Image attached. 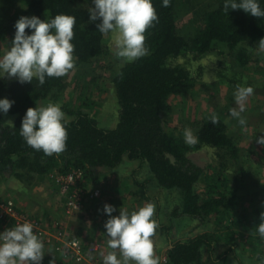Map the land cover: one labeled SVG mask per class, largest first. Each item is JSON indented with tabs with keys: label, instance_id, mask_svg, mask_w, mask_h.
Instances as JSON below:
<instances>
[{
	"label": "trees",
	"instance_id": "obj_1",
	"mask_svg": "<svg viewBox=\"0 0 264 264\" xmlns=\"http://www.w3.org/2000/svg\"><path fill=\"white\" fill-rule=\"evenodd\" d=\"M21 3L24 4L22 11L1 16L0 38L11 42L14 24L22 16L48 21L63 14L75 17L76 21L72 40L73 70L100 62L107 55L105 38L96 28L99 21L89 20L92 0H25ZM259 3L264 9V0ZM152 4L158 20L145 32L149 54L120 65L110 74L119 107L118 123L113 129L101 128L96 118L84 110L86 103L82 101L76 109L66 110L70 119L64 121L68 136L65 150L52 156L35 151L19 134L22 118L28 108H35L45 100H58L67 89L73 70L60 78H46L43 85L35 79L32 83L20 84L15 79L0 77V99L14 101L6 114L14 118L11 125L5 122V115L0 114V179L13 178L25 187H32L44 181L52 171L67 173L76 169L84 173L88 184L96 185L123 160L137 161L146 165L158 187L175 190L179 196L180 206L172 210L171 218H190L212 228L209 231L206 227L201 234L173 242L168 238L171 226L158 224V214L154 213L153 219L158 225L155 236L165 233L167 237L166 264H228L226 256L231 247L233 250L238 240H242V244L248 242L253 238L251 234L257 232L256 225L264 208L260 203L264 202V184H257L258 179L249 175L264 168V157L252 161L251 149L239 145L220 115L190 124L198 138L195 145L184 142L185 127H168L166 115L170 110L169 99L185 97L197 81L176 61L185 58L197 61L222 44L246 70L252 62L246 48L259 44L264 38V17H252L242 10L225 11L224 0L193 5L190 0H169L167 7L163 0H152ZM188 4L193 17L183 29L178 21L180 12ZM28 31L26 29V33ZM256 72H264V61L256 65ZM204 148L213 152L205 169L190 158L192 153ZM231 169L238 174L233 180V189L244 186L247 194L233 191ZM148 180L132 191L134 205L152 202L145 187ZM244 200L250 201L251 206L243 205ZM215 243L225 244L229 250L214 258ZM204 253L205 262L202 261ZM261 260L259 255L258 261ZM57 262L66 264L59 257Z\"/></svg>",
	"mask_w": 264,
	"mask_h": 264
},
{
	"label": "clouds",
	"instance_id": "obj_2",
	"mask_svg": "<svg viewBox=\"0 0 264 264\" xmlns=\"http://www.w3.org/2000/svg\"><path fill=\"white\" fill-rule=\"evenodd\" d=\"M163 4L167 7L169 0H163ZM92 5L89 20L99 21L96 28L102 36L110 35L112 53L121 66L149 54L145 32L158 20L152 0H92ZM229 9L264 17L259 0H224V10ZM75 22V17L63 14L48 21L35 16L20 17L14 24L11 45L0 56V77L15 79L20 84L35 79L43 85L46 78L68 74L74 68ZM257 48L264 51V38ZM253 91L251 86H237L234 98L239 110H231L232 117L240 118ZM13 104L7 98L0 99V114L6 115ZM64 121L65 113L59 104L36 105L26 110L19 134L35 151L46 156L60 154L68 138ZM239 123L244 125L245 121L241 118ZM183 138L188 145L198 142L190 128L184 130ZM257 143L264 144V137ZM103 211L109 216L104 228L108 247L113 250L103 256V264H159V257L154 254L153 237L158 227L153 219L155 204L146 203L131 214L119 210L118 216L112 215L116 209L111 205L106 204ZM259 220L256 230L264 238V212ZM43 257L44 243L34 232L32 223L24 222L0 232V264H41Z\"/></svg>",
	"mask_w": 264,
	"mask_h": 264
},
{
	"label": "rangeland",
	"instance_id": "obj_3",
	"mask_svg": "<svg viewBox=\"0 0 264 264\" xmlns=\"http://www.w3.org/2000/svg\"><path fill=\"white\" fill-rule=\"evenodd\" d=\"M22 1L25 0H0V20L1 16H4L6 13L22 11L24 9ZM205 1L209 2L212 0H190V5L197 2L204 3ZM190 5L180 12L178 23L183 29L193 17L192 13H189L191 12L189 9ZM104 38L107 55L104 56L103 60L100 62L96 61L88 66L75 68L69 75L68 87L64 90L62 96L56 101L45 100L39 104L40 106H46L48 103L59 104L65 113V120H68L70 117L66 113V110L68 108L74 110L81 106L82 101H84L86 103L84 110L89 111L96 118L101 128L113 129L116 127L119 107L115 89L110 83V74L120 67L121 62L112 53L110 35L104 36ZM10 45L11 42L9 40H6L4 37L0 38V56L4 54ZM257 46L258 44H255L252 47L246 48L252 61L246 70H243L239 66L235 57L230 55L227 47L222 44L215 46V51L210 55L197 61H191L189 58L178 59L176 61L177 64L179 63L188 69L196 77L197 81L190 93L185 97H171L169 99L170 110L166 115L168 127L180 129L185 127V129L190 128L192 130L195 128L190 126L191 123L201 121L215 114L220 115L227 123L228 129L231 132L230 134L239 141V145L251 149L250 159L252 161H257L260 156L264 157V144L260 145L257 143L261 137H264V72H256V65L263 64L264 51H259ZM237 86H251L254 90L253 94L248 97L245 110L241 113L240 118H234L230 115L231 110H239L234 98ZM86 87L88 88L86 89ZM241 118L245 121L244 125L239 123V119ZM4 120L10 125L14 122L12 116L5 115ZM212 153V150L204 148L192 153L190 158L197 165L205 169L212 160ZM262 171H264V168L258 169V173L254 172L255 175L252 173L249 175V177L255 176V179H258L257 184L261 186L264 184V172ZM229 174L232 178L231 187L233 189V180L237 178L238 174L234 169H231ZM139 175L138 179L141 182L149 179L148 185H145V187L148 189V198L152 200L151 203L155 204V214H158V224L162 223V225H166L167 227H173V229L170 227V231L171 229L174 231L170 232L172 236L170 235L169 239L174 242L185 240L195 235L193 232L201 226L197 220H192V224L191 222L187 224L186 222H181L183 221L182 218H171L172 210L180 206L181 203L176 191L163 190L157 187L151 178H147L148 174L145 173V170H140ZM49 183L52 184L51 182ZM235 187L233 191H238L240 195L248 193V190L244 186H240L242 189H235ZM12 189L17 191L19 186ZM197 191L200 192L201 188H198ZM126 198L127 196L119 200V202H122L121 206L125 208L120 211L127 210L131 214L146 204L145 201H142L141 206L135 208L132 204L126 203ZM116 200L114 199V201ZM242 203L245 206H251L250 201L244 200ZM262 211L264 212L263 207ZM202 226V230L205 227H209V231L212 229L209 224H202ZM253 228L255 229V227ZM157 231L158 229H156L155 235ZM251 235L253 238L258 237L264 244V238H261L257 232H253ZM237 242L242 243V240H238ZM243 243V247H245L244 245H248L253 255V260L250 258L248 262H255V259L259 256L258 253H261L263 261L256 264H264V245L261 251H259L257 248L253 249L251 244L259 243V246H261L260 241L251 240L248 242L243 241ZM154 245V249H156V244ZM51 253V249L44 250V258L54 259ZM206 260L207 255L204 253L202 261L205 262Z\"/></svg>",
	"mask_w": 264,
	"mask_h": 264
},
{
	"label": "crops",
	"instance_id": "obj_4",
	"mask_svg": "<svg viewBox=\"0 0 264 264\" xmlns=\"http://www.w3.org/2000/svg\"><path fill=\"white\" fill-rule=\"evenodd\" d=\"M40 104V103H39ZM145 170V173L148 174L147 178H151L156 185L155 180L151 177L150 173L147 170L146 165H141L137 161H127L123 160L119 166L111 170L109 173H106L104 177H102L100 180L106 179L108 181V187L104 191V197L105 199L109 198L110 204L107 202L108 205L116 206L114 207L116 209L115 212L112 213L113 216L119 215V210L125 209L124 206H121L122 202H119L121 198L126 197V195H131L132 190H136V186L140 183V177L139 171ZM49 179L45 178L44 181L35 184L32 187H25L24 185H21L17 180L10 178L8 180L0 179V199H11L14 201V203L17 205V207L20 208V210L26 212L31 217L39 219L42 223L50 222L51 220H59L62 219V207L59 204L58 196L56 195L54 186L49 183ZM126 183V184H124ZM19 189L15 191V189H12L13 187H18ZM157 186V185H156ZM125 187L126 190H125ZM158 187V186H157ZM161 189V188H160ZM148 189H146L147 191ZM20 191V192H19ZM150 191V190H149ZM19 192V193H18ZM130 192V193H129ZM124 195V196H123ZM148 195V193H147ZM46 198V199H45ZM114 199H117L114 201ZM37 200V201H35ZM107 200V199H106ZM129 200V201H127ZM126 203L132 204L135 206V208L141 205H134L133 201L127 197ZM258 202V201H257ZM101 201L98 200L95 202V208L98 207L99 211L102 212V208H100ZM264 202H261L263 205ZM248 206V205H247ZM264 206V205H263ZM109 219V216L104 213V211L101 214V220H78V222L73 223L75 230L73 232L74 236H77V238L85 239L86 241H96V239L102 240L104 244L107 245L108 253L113 251L108 247V238L105 235V228L104 225ZM183 221L187 224H192V220L190 218H182ZM162 224V223H161ZM72 225V227H73ZM200 227L197 228L193 233H195L196 236L198 234H201L206 230V227L204 230H202V224L200 223ZM170 226V225H169ZM173 229V228H172ZM170 232H173L172 230ZM254 229V228H253ZM202 230V231H201ZM81 231L83 234H81ZM169 232L168 238H170L171 233ZM158 234V233H157ZM158 236V235H157ZM161 236V237H160ZM155 239L156 249H154L155 256L159 257V264L160 260L163 256L167 255V251L169 249L167 245L166 235L163 233V235H160ZM172 236V235H171ZM156 237V236H155ZM260 241L261 246L258 244L252 243L253 249L257 248L259 251L263 248V242L258 238H251L249 241ZM106 241V243H105ZM89 243V242H88ZM155 246V245H154ZM240 242H237V246L235 248L232 247L229 250V247L222 243H215L213 247L212 256L215 258L218 255H221L228 251V255L226 256V261L228 264H256L257 262L262 263V260L258 261V257L255 259V262L249 261L253 260V255L251 252V249L248 247V245H244ZM48 248L44 247V250H47ZM261 253H258L260 255ZM119 255V254H118ZM43 264H59L60 262H57L56 256L54 259H45L43 257L42 259ZM62 264V262L60 263Z\"/></svg>",
	"mask_w": 264,
	"mask_h": 264
},
{
	"label": "built area",
	"instance_id": "obj_5",
	"mask_svg": "<svg viewBox=\"0 0 264 264\" xmlns=\"http://www.w3.org/2000/svg\"><path fill=\"white\" fill-rule=\"evenodd\" d=\"M47 178L59 198L62 219L42 223L20 210L13 200L0 199V232L11 229L17 224L30 222L34 225V232L43 241L44 247L52 250L53 257L56 256L57 259L59 257L66 264H103V256L109 251L107 245L100 238L96 241L77 238L73 234L75 230L73 223L78 220H101L103 211L100 212L98 207L95 208V202L101 201L100 208L103 207L101 210L107 202L110 204L108 196L107 200L104 197V191L109 185L108 181L103 179L96 185H90L84 179V173L76 169L67 173L52 171ZM126 196L134 203L131 195ZM160 263H167L166 256L161 258Z\"/></svg>",
	"mask_w": 264,
	"mask_h": 264
}]
</instances>
